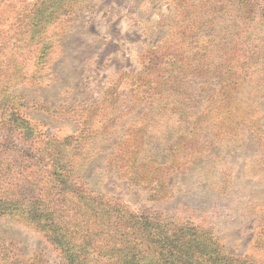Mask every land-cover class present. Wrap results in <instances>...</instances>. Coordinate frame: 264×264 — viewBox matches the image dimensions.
Here are the masks:
<instances>
[{
    "label": "rangeland",
    "instance_id": "obj_1",
    "mask_svg": "<svg viewBox=\"0 0 264 264\" xmlns=\"http://www.w3.org/2000/svg\"><path fill=\"white\" fill-rule=\"evenodd\" d=\"M179 4L199 9L204 4H228L227 11L234 14L238 4L261 7L264 0H0V198L5 193L13 198L10 192L23 197L30 191H46L52 197L50 166H40L36 153L50 160L48 139L62 142L77 132L80 115L84 118L90 113L86 110L117 96L115 107L104 113L119 117L111 140L99 144L98 156L81 166L80 176L94 194L135 211L168 214L173 227L189 219L206 220L227 252L264 264V158L259 137L250 127L241 132L239 147L215 145L188 171L170 175L176 193L169 202H151L149 189L133 185L106 166L133 121L148 123L145 150L159 160L177 135L193 129L195 116L189 109L156 106L147 116L143 106L127 113L133 98L130 85L142 70V55L166 39L179 22ZM226 14L201 35L202 50L207 48L210 54L204 51V59L211 57L214 64L227 51L228 40L233 37L234 46V34L245 30ZM208 15L202 14L201 20L208 23ZM259 19L249 37L262 47L264 62ZM226 24L233 30H224ZM210 77L208 71L186 79L193 100L202 105L200 111L211 105L207 100L219 89L218 81ZM253 103L254 119L264 128V93ZM210 139L204 132L202 142ZM225 178L232 181L226 194L220 190ZM8 251L20 264H68L25 217L0 216V256Z\"/></svg>",
    "mask_w": 264,
    "mask_h": 264
},
{
    "label": "trees",
    "instance_id": "obj_2",
    "mask_svg": "<svg viewBox=\"0 0 264 264\" xmlns=\"http://www.w3.org/2000/svg\"><path fill=\"white\" fill-rule=\"evenodd\" d=\"M183 5L179 4V22L168 32L169 36L157 46L148 47L142 55V70L130 85L133 98L127 113L143 106L147 116L156 106L172 107L175 111L189 109L195 116L193 129L177 135L159 160L145 150L148 123L138 125L133 121L106 162L107 169L126 177L133 185L149 189V200L155 203L169 202L175 196L170 175L188 171L215 145L239 147L241 132L247 127L259 137V152L264 158V128L254 119L253 103L256 96L264 93L263 53L262 47L254 45L249 37L256 19L261 18L260 28H264V5L238 4L234 14L227 11L228 4H204L200 9L199 5L195 8ZM227 12L245 30L234 34V46L233 37L228 40L227 51L214 64L211 57L208 61L204 59L208 51L202 50L201 35L209 24L215 27ZM206 13L208 23L200 18ZM224 30L233 28L226 24ZM208 71L210 78L218 81L219 89L214 92L215 97L207 100L211 102L209 109L200 111L202 105L193 100V89L186 79ZM116 97L86 110L90 113L84 118L80 115L77 132L62 142L48 139L50 160L36 153L35 161L40 166H50L55 183L52 197L46 191H30L23 197L10 192L13 198L5 193L4 199L0 198V216L25 217L28 223L41 229L68 264H255L250 256L227 252L213 229H208L206 220L189 219L173 227L167 222L168 214L132 210L123 203L95 195L84 182L81 166H87L98 156L99 144L111 140L110 134L119 121V117L111 116L112 112L110 116L104 114L115 107ZM206 131L211 139L202 142ZM229 181L231 184V179H223L220 190L224 194L231 189ZM71 211L76 213L71 216ZM11 258L8 251L4 257L0 256V264H20Z\"/></svg>",
    "mask_w": 264,
    "mask_h": 264
}]
</instances>
